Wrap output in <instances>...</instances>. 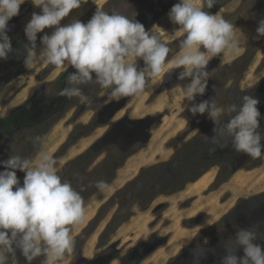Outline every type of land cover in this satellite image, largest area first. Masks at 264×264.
Listing matches in <instances>:
<instances>
[{
  "label": "rangeland",
  "instance_id": "obj_1",
  "mask_svg": "<svg viewBox=\"0 0 264 264\" xmlns=\"http://www.w3.org/2000/svg\"><path fill=\"white\" fill-rule=\"evenodd\" d=\"M166 2L87 0L81 5L79 20L84 23L97 8L109 14L119 12L154 31L171 49L162 73L142 93L109 99L108 90L89 84L82 90L90 104L59 95L68 79L60 82V78L72 68L61 70L39 60L24 63L28 21L23 18L40 10L26 0L19 15L9 22L14 53L0 61V162L10 155L35 162L39 152H47L57 160L62 182L80 192L85 204L83 220L72 226L73 250L59 264H220L225 245L234 243L241 229L254 230L255 243L264 245V155L253 159L237 153L230 138L225 142L219 132L220 144L227 146L214 145L212 122L206 115L193 118L187 111L189 102L180 91L187 81L177 79L180 69L169 67L180 52L183 37L168 19L170 10L162 12ZM204 10L235 26L241 51L222 53L209 61V87L197 102L212 97L218 107L227 110L232 93L256 88L264 80V37L256 34L258 22L264 19V0H216L212 9ZM42 35L38 34V46ZM247 53L253 54L249 65L239 62ZM259 110L264 135V108ZM10 117L14 131L6 133L1 122ZM131 119L142 123L132 126ZM34 121L38 124L29 126ZM134 139L138 145L129 143ZM91 149L93 157L87 167L70 166ZM204 153L234 158L232 175L223 168L227 164L210 160L206 168L194 169L189 178L193 181L171 180L181 171L186 156L190 159ZM98 170L102 171L96 175ZM206 174L188 191L199 192L211 182L195 207L200 214L184 220L188 218L186 208L198 198L193 195L183 202L186 198L180 193ZM16 175L22 186L25 174L17 171ZM101 180L110 185L104 192L95 187ZM118 214L116 224L110 226ZM181 230L186 232L179 235ZM237 254L242 255V250ZM13 255H6L5 264H29L19 250ZM43 260L40 256L31 264Z\"/></svg>",
  "mask_w": 264,
  "mask_h": 264
},
{
  "label": "clouds",
  "instance_id": "obj_2",
  "mask_svg": "<svg viewBox=\"0 0 264 264\" xmlns=\"http://www.w3.org/2000/svg\"><path fill=\"white\" fill-rule=\"evenodd\" d=\"M25 2L0 0V61L14 53L9 22L19 15ZM30 2L40 11L33 12L24 27V63L39 60L61 70L72 68L67 86L59 95L90 104L82 86L96 84L108 90L109 99L130 97L142 93L146 84L162 73L171 49L134 18L97 8L87 23L73 19L62 25L87 0ZM215 3L216 0H178L171 7L168 19L183 39L179 41L180 52L169 67L180 69L177 79L187 81L180 89L189 102L187 111L193 118L206 115L214 125L213 141L219 132L230 138L237 153L257 159L264 155L262 114L257 99L244 95L239 105L232 104L227 110L218 107L212 97L197 102V97L205 96L209 87V61L222 53L241 51L235 26L204 10L212 9ZM46 29L51 30L50 34ZM256 34L257 38L264 37V19L258 22ZM223 116L227 120L221 126ZM0 167L4 169L0 171V264H5L6 252L14 254L17 250L29 264L40 256L44 257L42 264H59L73 250L72 226L84 218L85 204L80 192L69 182H62L58 162L47 152H39L35 162L10 155L0 162ZM17 171L25 174L22 186ZM95 187L104 192L110 185L101 180ZM255 240L254 230H239L235 242L225 245L220 264H264V245ZM241 250L243 254L238 255Z\"/></svg>",
  "mask_w": 264,
  "mask_h": 264
},
{
  "label": "trees",
  "instance_id": "obj_3",
  "mask_svg": "<svg viewBox=\"0 0 264 264\" xmlns=\"http://www.w3.org/2000/svg\"><path fill=\"white\" fill-rule=\"evenodd\" d=\"M178 0H167V2H166V4H165V6H164V8L162 9V12L163 13H165V12H167L168 10H170L171 9V7L177 2ZM153 22H155V21H153ZM252 58H253V54L252 53H247L246 55H244L242 58H241V60L239 61V62H241V63H246V65H249L250 63H251V61H252ZM73 70H70V71H68V72H66V73H64L63 75H62V77L60 78V82H62L63 80H65V79H67L68 78V76H69V74L72 72ZM59 82V83H60ZM11 119H12V117H10V118H8V119H5V120H3L1 123H3L4 124V131L6 132V133H9V132H12V131H14V126L12 125V122H11ZM38 123H37V121L35 122H32V123H29V126H35V125H37ZM41 136V135H40ZM40 136L38 137L39 139H40ZM26 140H28V141H30L31 140V138L29 137V138H26ZM36 141H38V140H36ZM29 143V142H28ZM92 157H93V154H92V149L91 150H89L86 154H83V155H81L79 158H77L76 160H74L72 163H70V166H74V165H82V166H84V167H87L88 166V164L90 163V161H91V159H92ZM198 161H200V162H198ZM196 162H198L197 164H196ZM184 164L182 165V169H181V171H179L181 174H185L190 168L189 167H191V166H193V165H200V166H202V167H205L204 165H206V166H208L209 164H211V163H203V161L201 160V158H198V157H191L190 156V159L186 156V158L184 159V162H183ZM106 164H109V163H106ZM259 164V163H258ZM119 165H121V164H119ZM118 165V166H119ZM117 166V167H118ZM206 168V167H205ZM224 168V170L226 171V172H229V174L230 175H232V173L234 172L233 170V168H234V164L232 165V164H227L226 165V167L224 166L223 167ZM101 171L102 170H98L97 172H96V175H98L99 173H101ZM114 171H115V169H113V173H114ZM207 171H209L208 169H206L205 171H204V173H206ZM232 172V173H231ZM203 173V174H204ZM168 180H170V179H168ZM171 180H172V177H171ZM191 181H193L192 179H188L187 181H186V183H188V182H191ZM119 216V214L115 217V219L112 221V223H111V225L110 226H113L114 224H116V221H117V217ZM114 259V258H113ZM108 262V261H107Z\"/></svg>",
  "mask_w": 264,
  "mask_h": 264
},
{
  "label": "flooded vegetation",
  "instance_id": "obj_4",
  "mask_svg": "<svg viewBox=\"0 0 264 264\" xmlns=\"http://www.w3.org/2000/svg\"><path fill=\"white\" fill-rule=\"evenodd\" d=\"M244 95H250L253 98L257 99L259 101L258 108L259 109L264 108V80L261 81L256 88H253L251 90H243V91H240L239 93L237 92V94L232 93L229 98L231 99L232 104L239 105L241 98ZM233 115H234V113H233ZM142 120H144V119H142ZM226 120H227V116L224 118V123L226 122ZM135 121L136 122L132 121V119H131L132 126H136V125H139L142 123V121L140 119H136ZM221 138L219 139L218 136L215 134L214 145L219 144V147L225 148V146H227V143L226 144L225 143L220 144ZM224 140H226L225 142H227L226 136H224ZM203 142H205V141H203ZM203 142H202V144H204ZM129 143L138 145L136 139L131 140ZM198 155H196L195 157L201 158L203 163H211L210 160H213L212 162H220V163H223L226 165V164H233L236 161V160H233L234 158H231L230 156H207L205 153L201 154L199 156ZM198 162H200V161H198ZM198 162H196V164ZM162 166H165V165H162ZM199 167H200V165H193V166L189 167L190 169L185 174H181L180 172H177V173L172 175V179L173 180L174 179L183 180L184 178H187V179H185V181H186L190 178L191 174L195 171L194 169H198ZM167 181H169V180L167 179ZM5 255H8L10 258L11 253H8V254L6 253ZM12 256H14V255L12 254Z\"/></svg>",
  "mask_w": 264,
  "mask_h": 264
},
{
  "label": "crops",
  "instance_id": "obj_5",
  "mask_svg": "<svg viewBox=\"0 0 264 264\" xmlns=\"http://www.w3.org/2000/svg\"><path fill=\"white\" fill-rule=\"evenodd\" d=\"M33 14V13H32ZM32 14L31 15H27V16H25L24 18H27V17H29L30 16V19H31V16H32ZM71 15H73V14H71L70 13V15H69V17L71 16ZM23 18V19H24ZM68 18V17H67ZM208 174H206V175H204V176H202L198 181H196V182H194V183H191L189 186H188V188H187V190H184L183 192H181L180 194H181V198H186V199H184V201L183 202H185V200H189L190 199V197H192L193 195H195L197 198H198V200L196 201V202H194L193 203V206L192 207H190V208H186V214H188V218L186 217L184 220H191V219H195V218H198V216H199V214L200 213H197L195 210H196V205L198 204H200L199 202H200V198L202 197V195H201V192H203V191H205L207 188H208V186L210 185V181L207 183V184H205L206 186L204 187V186H202V188L200 189V191L199 192H195V193H192V194H189L188 193V191L191 189V188H193L194 186H196L201 180H203V178H205L206 176H207ZM200 197V198H199ZM206 198H208V197H206ZM163 202H161V203H158L159 205L160 204H162ZM167 203H169L170 204V202H168L167 201ZM171 205V204H170ZM173 206V205H172ZM170 207V206H169ZM180 207H182V206H180ZM183 207H185V206H183ZM168 208V207H167ZM162 213V212H161ZM186 231H180V233H179V235H182L181 233H185ZM168 235H169V233H168ZM171 241V240H170ZM169 241V242H170ZM157 251H159V249L157 250Z\"/></svg>",
  "mask_w": 264,
  "mask_h": 264
},
{
  "label": "bare ground",
  "instance_id": "obj_6",
  "mask_svg": "<svg viewBox=\"0 0 264 264\" xmlns=\"http://www.w3.org/2000/svg\"><path fill=\"white\" fill-rule=\"evenodd\" d=\"M82 4H85V3H82ZM73 15H71L70 17L68 18H65L64 21H72L73 19H79L81 17L80 13H79V9L77 10H73V12L71 13ZM25 21H29L30 20V16L27 17V18H24Z\"/></svg>",
  "mask_w": 264,
  "mask_h": 264
}]
</instances>
